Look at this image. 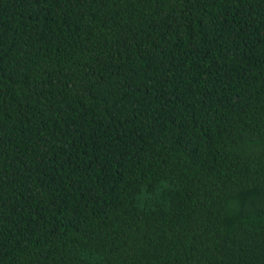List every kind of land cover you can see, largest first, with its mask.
I'll return each instance as SVG.
<instances>
[{
    "label": "trees",
    "instance_id": "16d2710c",
    "mask_svg": "<svg viewBox=\"0 0 264 264\" xmlns=\"http://www.w3.org/2000/svg\"><path fill=\"white\" fill-rule=\"evenodd\" d=\"M0 264H264V0H0Z\"/></svg>",
    "mask_w": 264,
    "mask_h": 264
}]
</instances>
